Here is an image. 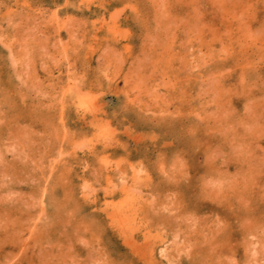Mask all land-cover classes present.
I'll return each instance as SVG.
<instances>
[{
    "label": "rangeland",
    "instance_id": "rangeland-1",
    "mask_svg": "<svg viewBox=\"0 0 264 264\" xmlns=\"http://www.w3.org/2000/svg\"><path fill=\"white\" fill-rule=\"evenodd\" d=\"M0 264H264V0H0Z\"/></svg>",
    "mask_w": 264,
    "mask_h": 264
}]
</instances>
